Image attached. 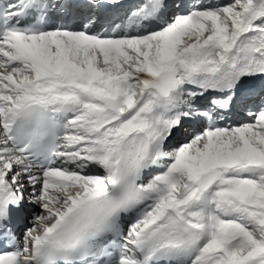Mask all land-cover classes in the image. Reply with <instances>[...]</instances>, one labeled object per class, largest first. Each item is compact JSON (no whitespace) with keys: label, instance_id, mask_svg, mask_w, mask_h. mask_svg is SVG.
<instances>
[{"label":"snow or ice","instance_id":"obj_1","mask_svg":"<svg viewBox=\"0 0 264 264\" xmlns=\"http://www.w3.org/2000/svg\"><path fill=\"white\" fill-rule=\"evenodd\" d=\"M122 7L0 0V264H264V0Z\"/></svg>","mask_w":264,"mask_h":264},{"label":"bare ground","instance_id":"obj_2","mask_svg":"<svg viewBox=\"0 0 264 264\" xmlns=\"http://www.w3.org/2000/svg\"><path fill=\"white\" fill-rule=\"evenodd\" d=\"M140 0H121V3L123 4V7L120 8V9H109L107 10V14L105 16V19L107 18H110V17H115L116 15L122 13L123 11L127 10L128 8L132 7L133 5L139 3ZM188 2H190V0H188ZM73 20L71 21L70 20ZM69 19H62L61 20V24H65V25H68V26H74L76 24L79 23V19L77 17H70ZM70 20V21H68ZM176 141H173V143H175ZM38 209H35L33 208L32 206H29L28 208H26L25 212L23 213V219H24V223L23 225L19 228V236L22 238L23 236V232L25 230V228L28 225V217L31 216V214L34 212V211H37Z\"/></svg>","mask_w":264,"mask_h":264},{"label":"rangeland","instance_id":"obj_3","mask_svg":"<svg viewBox=\"0 0 264 264\" xmlns=\"http://www.w3.org/2000/svg\"><path fill=\"white\" fill-rule=\"evenodd\" d=\"M37 211H39V210H37Z\"/></svg>","mask_w":264,"mask_h":264}]
</instances>
